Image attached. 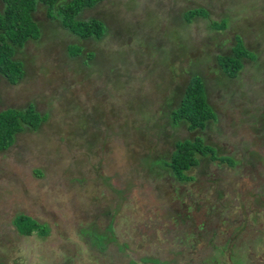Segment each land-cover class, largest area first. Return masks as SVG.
Returning <instances> with one entry per match:
<instances>
[{
	"label": "rangeland",
	"instance_id": "obj_1",
	"mask_svg": "<svg viewBox=\"0 0 264 264\" xmlns=\"http://www.w3.org/2000/svg\"><path fill=\"white\" fill-rule=\"evenodd\" d=\"M199 6L208 16L185 21ZM48 12L38 5L40 37L15 53L23 76H0V110L34 104L48 116L0 150L1 263L264 264V0H101L77 16L102 21L100 39L74 35ZM222 18L225 28L209 27ZM237 36L252 57L228 77L216 54H232ZM78 43L83 55L69 56ZM194 74L217 113L201 131L170 120ZM196 133L244 160L237 174L208 165L229 181H179L141 160L167 158ZM18 211L51 224L50 234L19 236L10 223ZM109 225L116 239L105 249L83 232L109 235Z\"/></svg>",
	"mask_w": 264,
	"mask_h": 264
},
{
	"label": "trees",
	"instance_id": "obj_2",
	"mask_svg": "<svg viewBox=\"0 0 264 264\" xmlns=\"http://www.w3.org/2000/svg\"><path fill=\"white\" fill-rule=\"evenodd\" d=\"M2 1L4 5L3 8H0V76L12 84L17 83L23 76L24 71L23 63L15 58L16 50L21 48L29 39H38L41 34L40 27L38 23L36 24V19L33 14L37 3L44 4L46 8L54 12V14L48 12L49 16L59 15L63 22V27L80 38L91 37L93 39H100L106 30L104 23L98 19L77 18L78 14L84 8L92 7L101 0H68L67 2L61 1V4H58L59 0ZM196 16L207 17V9L199 6L188 8L182 13L185 21H191ZM226 24V19L222 18L220 21H210L209 27L220 30L225 28ZM82 50L83 46L78 43L68 54L71 57L82 56L84 53ZM94 55V52L88 53V59L93 58ZM244 57H252L251 51L245 47L241 37L237 36L236 42L232 46V54H216L217 66L224 75L234 77L243 67L242 59ZM170 113L171 122L175 125L182 123L190 131L197 129L201 131L208 124L213 125L217 121V113L213 105L208 101L205 83L201 75L194 74L191 76L184 87L178 106L173 108ZM46 114L41 115L36 110L34 104H29L25 109L9 107L0 110V150H4L12 145L16 134L20 131L25 129L36 130L48 118ZM94 124L100 126L101 120L92 121L91 126ZM113 125L114 122H105V128L107 130L113 131ZM127 137L130 136L123 133L122 138L126 140ZM217 149L216 146L206 142L202 135L196 133L192 139L184 138L177 140L173 151L168 154L167 158H163L160 154L155 157L156 153H154L149 156H142L141 160L145 162L150 161V164L162 167L179 181H201L204 184L208 183L210 185L219 180L224 183L228 177L222 179L214 175L209 176L208 165L217 161L216 165L218 166L219 164L223 172L225 170L223 165H226L227 168L235 167L237 174L244 160L236 159L233 155L219 154ZM198 168V174L190 173ZM39 170L38 172L41 175L43 171L41 169ZM245 170H251V168H245ZM10 223L17 234L23 238L32 234L46 237L52 229V225L48 222L41 223L30 213L24 211L15 212ZM106 230L110 231V233L108 232L109 235L105 230L95 232L91 229H86L83 232L88 233L91 245L96 246L98 249H105L110 241L116 239L111 225ZM153 251L157 252L155 249ZM141 259L144 262H158L157 259L148 256H144ZM231 259L234 260L232 255ZM70 260L68 259L66 262ZM236 263H242L241 259L238 258ZM0 264H2L1 261Z\"/></svg>",
	"mask_w": 264,
	"mask_h": 264
},
{
	"label": "clouds",
	"instance_id": "obj_3",
	"mask_svg": "<svg viewBox=\"0 0 264 264\" xmlns=\"http://www.w3.org/2000/svg\"><path fill=\"white\" fill-rule=\"evenodd\" d=\"M60 2H61V0H59V3H60ZM39 4H42V3H37L36 9H37V7H38ZM42 5H44V4H42ZM36 9H35L34 13L36 12ZM34 13H33V14H34ZM29 40H30V39H29ZM29 40H28V41H29ZM28 41H27V42H28ZM24 45H25V44H24ZM24 45H23V46H24ZM23 46H22V47H23ZM22 47L19 48V49H22ZM17 50H18V49H17ZM17 50H16V51H17ZM15 53H16V52H15ZM15 58H16V57H15ZM16 59H17V58H16ZM18 60H20V59L18 58ZM20 61H21V60H20ZM21 62H22V61H21ZM22 63H23V62H22ZM23 69H24V68H23ZM113 241H114V240H113ZM110 242H111V241H110Z\"/></svg>",
	"mask_w": 264,
	"mask_h": 264
}]
</instances>
